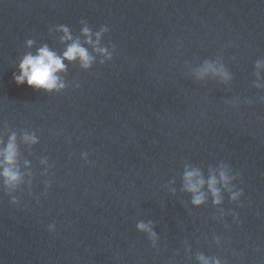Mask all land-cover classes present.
I'll list each match as a JSON object with an SVG mask.
<instances>
[{
	"label": "water",
	"instance_id": "95a60500",
	"mask_svg": "<svg viewBox=\"0 0 264 264\" xmlns=\"http://www.w3.org/2000/svg\"><path fill=\"white\" fill-rule=\"evenodd\" d=\"M61 25L91 65L17 85L26 54L62 55ZM13 135L0 264H264V0H0V149ZM193 170L225 171L219 204L207 183L192 204Z\"/></svg>",
	"mask_w": 264,
	"mask_h": 264
},
{
	"label": "clouds",
	"instance_id": "9594fccd",
	"mask_svg": "<svg viewBox=\"0 0 264 264\" xmlns=\"http://www.w3.org/2000/svg\"><path fill=\"white\" fill-rule=\"evenodd\" d=\"M105 30L106 29L102 27L99 32H96L94 34L95 40L92 39L93 34L87 26L82 28L81 31L85 37L84 43L91 45L93 50L104 55L105 59H109L111 54L108 53L106 49L97 47L101 33ZM57 31L63 33V36L60 38L62 43L65 41H71L63 51L62 55L58 56L54 51H51L47 45L38 48L35 55L31 53L26 54L18 64L19 74L13 75V80L17 85H25L34 90H43L46 92L59 90L64 87V84L57 73L64 71V60L69 62L78 60L81 67L85 69L91 65L93 56L89 54L85 47L81 46L80 40L78 38L73 39L66 26H59ZM32 43L31 40L27 42L29 46H31ZM257 67L259 68L260 65L258 64ZM208 70L214 69H211V66H206L205 71ZM15 139L14 135L9 137L8 143L0 149V177L3 178L5 186H14L20 180L19 172L14 167L17 157ZM23 139L28 143L36 142L35 138L29 135H25ZM218 177L219 179H217L216 175L210 174L208 180L205 182L198 171L193 170L184 173V187L186 191L193 194L192 204L194 206H199L204 202V193L201 192V188L205 183H207L208 191L213 198V204L220 203L217 184L220 183L222 185H227L229 177L223 170L218 173ZM238 195H240V193L233 194L231 199L235 200ZM137 228L140 231L148 232L150 237L154 239L155 234L151 232L150 224L139 223ZM199 259L202 261V264H209V261L203 256L199 257ZM213 264H220V262L213 261Z\"/></svg>",
	"mask_w": 264,
	"mask_h": 264
}]
</instances>
